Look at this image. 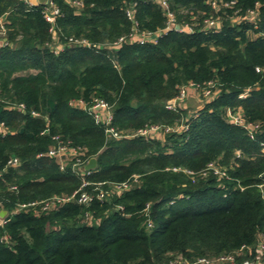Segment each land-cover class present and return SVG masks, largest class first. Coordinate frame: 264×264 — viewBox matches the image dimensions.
<instances>
[{
  "label": "trees",
  "instance_id": "obj_1",
  "mask_svg": "<svg viewBox=\"0 0 264 264\" xmlns=\"http://www.w3.org/2000/svg\"><path fill=\"white\" fill-rule=\"evenodd\" d=\"M53 1L50 23L45 4L0 0V264H218L229 255L264 264V70H255L264 68V0H167L181 30L166 29L156 0ZM209 17L218 28L205 27ZM209 82L215 94L196 110L166 108L181 86ZM95 98L110 105L122 138L69 104ZM229 107L258 124L253 138L229 121ZM179 124L162 138L127 136ZM55 136L83 165L96 159L85 191L130 187L88 204L19 208L81 186L74 158L61 169L48 155Z\"/></svg>",
  "mask_w": 264,
  "mask_h": 264
},
{
  "label": "built area",
  "instance_id": "obj_2",
  "mask_svg": "<svg viewBox=\"0 0 264 264\" xmlns=\"http://www.w3.org/2000/svg\"><path fill=\"white\" fill-rule=\"evenodd\" d=\"M22 1L27 5L38 4L37 0H22ZM67 1L69 2L70 5H74V6L82 5L81 0H67ZM156 1L165 10V14L167 16L166 29H171V28L176 29L175 26L177 24H175V17H174V14L169 10L167 0H156ZM44 4L45 6L42 11L44 18L48 22L53 23L55 21L56 16L59 15V8L57 7V5L54 3L53 0H47ZM213 6L215 7L214 3H213ZM133 13H134V8L133 6H131L130 8L127 9L126 14L131 19L133 16ZM255 15H256V10H252L248 13L249 17H253ZM5 24H6L5 14H0V36H3L5 32ZM204 24L206 28H218L219 27L218 19H214L211 17L206 18L204 20ZM176 30H181V28L178 26ZM188 30H190L189 27L187 28V31ZM136 37L137 35L135 36V34L130 33L128 40L133 41V39H135ZM125 38L126 37H123V36L119 37L118 40H116V42L113 43L112 47L114 48L119 47V45L124 40H126ZM145 38L152 39L151 35H146L145 33H141L140 35H138V39L140 40H143ZM74 41L78 42L76 40ZM4 42H5V38L2 37L0 40V43L4 44ZM80 42L86 43L84 40H81ZM59 49H61V46L55 47V51ZM255 70L257 72H260L261 70H264V68L262 69L261 67L256 66ZM187 87L198 88L199 90L203 92L204 98H212L213 95L215 94V92H213L212 90L213 84L211 82H209L207 86H203V87L199 86L198 84L190 83L189 85H184L180 87L179 92L177 93L176 97L171 99L173 101L171 102V100H168L166 102V108L176 109L177 103H183L187 95ZM246 92L247 90L241 93L239 97H243ZM69 104L74 107L82 108L83 110L88 112L94 118L96 123H99L104 127V132L107 136L117 138V139L123 137L122 132H120L116 127L112 125L113 113H112L111 107L103 99L95 98L90 104H86L81 99L71 100ZM227 115H228V119L230 122L234 123L235 125H239L245 128L250 138L254 137L253 132H254V129L258 127L257 123L246 122L241 110L239 109H232L229 107L227 108ZM184 127H185L184 124H179L175 126H166V127H163L162 129V127L159 125H150L144 128H140L133 134L127 135V136L139 135V136H144L146 138L154 137V136L158 138H162L164 132L177 131L178 129H181ZM54 138L57 140V144L48 150V155L58 158L61 169H63L64 167L65 159H67L68 157L74 158V161L71 163L72 164L71 168L75 174H79L81 176V179H82L81 186L77 190H75L73 193H71L70 195L53 196V197L40 200V201L22 203V204H19V208H24L28 206L35 207L39 205L42 210H48L54 207L58 203L60 204V203L70 202V201L76 202L78 204H88L92 200L93 195L97 199H103L109 193L116 192L119 194L123 190L130 187L131 182L125 181V182L113 184L111 189L106 190L101 187V183H98L97 186L94 188V190H96L95 194L85 191L82 187L86 186L88 182L85 181V179L83 178V172H89V170L84 169L85 165H83L81 159L78 157L77 149L69 146L67 143L62 142L58 136H55ZM8 164L17 165L18 159L16 157H12L8 160ZM207 168L213 169V172L216 174H219V173L222 174V172L218 171V169L214 166L213 163H208ZM202 174H205V171H202ZM136 179H137V176L134 175L133 181H135ZM2 212L3 211L1 209V204H0V224H3L7 221V219H5V217L2 215ZM262 245L263 244H260V246ZM218 260H219L218 261L219 264H223V262H229L227 264H255V262L252 260H243L241 262H235L234 258L231 255L220 256ZM182 264H210V261H208L207 259H200L196 263L186 262Z\"/></svg>",
  "mask_w": 264,
  "mask_h": 264
},
{
  "label": "rangeland",
  "instance_id": "obj_3",
  "mask_svg": "<svg viewBox=\"0 0 264 264\" xmlns=\"http://www.w3.org/2000/svg\"><path fill=\"white\" fill-rule=\"evenodd\" d=\"M233 19L235 20L236 18L233 17ZM204 101V94L201 90L198 88L187 87V95L183 104L190 107L189 109L191 112L199 108Z\"/></svg>",
  "mask_w": 264,
  "mask_h": 264
},
{
  "label": "water",
  "instance_id": "obj_4",
  "mask_svg": "<svg viewBox=\"0 0 264 264\" xmlns=\"http://www.w3.org/2000/svg\"><path fill=\"white\" fill-rule=\"evenodd\" d=\"M47 0H37V3L38 4H44ZM175 28L177 29L178 28V25L175 26ZM173 100H171L172 102ZM96 166V159L94 157H91L88 162L85 164L84 166V169L85 170H90V169H93L95 168Z\"/></svg>",
  "mask_w": 264,
  "mask_h": 264
}]
</instances>
